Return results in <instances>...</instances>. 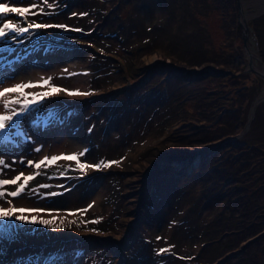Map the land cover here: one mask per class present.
Segmentation results:
<instances>
[{
	"label": "rangeland",
	"instance_id": "374dc122",
	"mask_svg": "<svg viewBox=\"0 0 264 264\" xmlns=\"http://www.w3.org/2000/svg\"><path fill=\"white\" fill-rule=\"evenodd\" d=\"M157 1L50 0L53 15L28 17L29 22L64 24L82 31L48 28L35 36L20 37L23 43L15 47L21 59L10 56L11 66L0 67V79L7 81L0 87L23 82L15 80L18 69L29 72L43 62L46 66L41 74H51L53 83L74 90L80 85L76 78L85 76L86 92L92 94L73 104L54 97L42 101L40 110L22 124L27 137L7 143L16 145V150H4L5 143L0 142V158L10 165L0 172V178H11L21 171L26 175L40 173L29 182L25 194L8 199L16 207L61 209L51 215L65 217L61 230L24 225L13 218L12 223L20 227L12 230L11 236L2 229L9 222L0 221V264H42L50 254L59 258L58 264H216L225 257L211 260L213 253L202 252L207 231H214L208 222L226 208L223 200L207 206V195L202 190L208 188L210 180L206 181L203 166L218 152L223 151L224 158L231 154L236 142L243 138L259 145L256 148L262 151V157L257 155L264 160V80L248 64L242 35L231 41L224 34L222 16L211 7L212 0H207L204 14L194 12L199 18L197 24L190 21L196 3H187L186 7L184 1ZM30 2L11 0L16 6H28ZM240 2L249 26L245 43L252 51L251 64L260 67L257 36L249 24L264 13L255 14V0ZM196 5L198 9L202 7ZM235 5L236 23L242 32L236 2ZM13 22L22 24L17 19ZM199 28L209 35V49L227 50V43L233 44L234 56L221 68L242 79L230 80L228 74L220 77L216 69L199 71L202 64L188 62L182 40L185 32ZM203 31L200 35L204 37ZM179 64L204 74L180 71L176 67ZM194 85L195 90L191 88ZM42 91L46 90L35 92ZM198 95L208 102L215 101L211 107L214 115H223V108L229 107L239 111L234 133L200 140L202 131L194 129L178 108V104ZM64 135L78 136L85 145L81 150L69 149L71 142L64 140L62 147L66 149H52ZM221 142L225 145L205 154L206 149ZM85 148L88 152L80 160L88 164L124 159L102 170L88 168L87 175L81 174L76 161L66 159L45 162L38 170L27 164L28 160L38 162L45 156L51 158L74 150L78 153ZM190 153L197 154V158L180 161ZM199 154L205 155L199 158ZM180 163L190 170L178 172ZM18 183H23V178ZM17 186L6 187L11 191ZM51 192L57 195H48ZM0 204L8 206L3 198ZM76 209L87 211H64ZM26 215L50 218L47 213ZM254 236H247L242 244ZM243 245L229 252H237ZM161 248L168 251L160 253Z\"/></svg>",
	"mask_w": 264,
	"mask_h": 264
},
{
	"label": "trees",
	"instance_id": "16d2710c",
	"mask_svg": "<svg viewBox=\"0 0 264 264\" xmlns=\"http://www.w3.org/2000/svg\"><path fill=\"white\" fill-rule=\"evenodd\" d=\"M183 1L186 7L187 3L193 2L194 4L199 3L202 6L198 9L195 4L190 13V21H196L197 24L199 18L194 12L200 10L198 14H204L208 9V1L179 0V2ZM234 1L212 0L211 2L213 4L211 7L213 9L216 8L219 11L218 13L221 14L223 19L222 24L225 28L224 34L231 41L232 39H236L238 35H242L240 33V26L236 23V5ZM156 2L158 3L157 0ZM251 22L252 24L249 25L257 36V43L259 45L258 53H260V57L264 63V14L257 16ZM200 28L198 31L195 29L187 32V34L185 32V37L182 40V45L186 46L184 48L185 53L190 58L188 62L191 65L196 63L202 64L199 71L209 68L219 71L220 77H222L221 75H227V71L223 70L221 65L225 64L228 59H232L236 48L233 47V44L227 43V47L230 50L219 49L216 52L214 49H209V44H211L209 35L207 31L204 33ZM202 31L205 38L200 35ZM38 32L41 33L42 29L38 30ZM186 64H179L177 68L180 71H186L188 68L183 67ZM217 65L218 67L215 68ZM228 75L230 76V80L238 81L241 78V75L238 74L231 73ZM196 86H191V88L195 90ZM109 92H112V90ZM202 97L198 95L193 100L188 99L187 102L184 101L181 105L178 104L181 114L183 116L185 115L184 119L188 122L190 121L194 129L202 131L203 134L200 140L210 141V139L213 140L234 133V127L238 122L237 116H239V111L237 112V109L229 107L223 108V110H226L223 115H214V110L211 107L214 106L215 101L210 102L209 100L208 102V100ZM185 103L191 104L192 107H187ZM233 103L235 104V102ZM191 119H193V122ZM255 145L254 140L249 141L243 138L242 141L236 142V147L225 158L222 151L221 153L218 152L214 158H211L208 165L203 166L201 163V166L205 168L204 170L207 173L204 176L206 181L210 180L208 182V188L206 187L202 190L207 195V200L205 201L207 206L209 205L211 207L214 203L216 205L223 200L227 208H224L223 212L221 210L217 211V215L208 222L209 228L212 227L214 231H207L208 235L204 239L205 247H203L202 251L204 255L213 253L214 255L211 260L216 258V256H226L227 252L243 245L242 241L247 236H259L252 244H248L236 258L227 260L222 264H264V160L257 155L259 154L261 156L262 151L256 148L259 145Z\"/></svg>",
	"mask_w": 264,
	"mask_h": 264
},
{
	"label": "snow or ice",
	"instance_id": "6c2138e0",
	"mask_svg": "<svg viewBox=\"0 0 264 264\" xmlns=\"http://www.w3.org/2000/svg\"><path fill=\"white\" fill-rule=\"evenodd\" d=\"M23 3V0H20ZM54 6L50 3V0H31L28 6H16L12 4L11 0H0V67L5 65L11 66L13 63L9 57L15 55L17 60L21 59L15 45L22 44L23 41L19 39L25 34L30 37L35 36L36 32L40 29L48 28H60L72 31H82V29L74 28L69 29L68 25L64 24H47L41 23L37 20L29 22V16H43V15H53ZM73 16L78 15L77 13H72ZM81 16H86L88 13H80ZM17 19L22 21L21 23H14L13 20ZM67 71V69H65ZM53 77L48 76L47 78H41L38 81H27L16 83L12 86L0 87V98H4L6 94L19 93L18 96H14L11 99H2L0 107L4 111H0V142L7 144L8 142H15V138L27 137V133L22 130V124L24 121L31 120L32 113L39 111L42 106V101L51 98L53 96L59 95L64 92L68 96H88L92 93L82 92L79 89L70 90L66 87H61L52 83ZM3 79H0V84H3ZM47 86L49 90L42 92H26L25 89L31 87H43ZM30 97V98H29ZM91 131V129H89ZM36 151H40L39 148ZM88 149L85 148L81 152H74L71 154H65L62 156L54 155L51 158L48 156L43 157V159L38 162L28 160L27 164L29 166L35 167V169H40L41 165L45 162L52 164L60 159H66L69 161H76L78 168L82 175H87L86 169L91 168L92 170H102V168L110 167L112 164H119L121 161H104L101 160L94 164H88L87 162H81L80 157L85 156ZM10 167L5 159L0 158V172L4 168ZM35 174L26 175L25 172L21 171L11 178H0V198H3L4 202L8 205L7 207L0 204V221H8L5 226H3V231L9 236L12 235V230L18 229L20 226L12 223L13 218L17 221H21L24 225H44L45 227L52 228L53 230H61L64 227L65 217H60L59 215H51L53 212L57 214L62 211L61 209H52L45 207H16L12 199L8 197L16 198L20 197L26 193L28 190L29 182L35 179ZM23 178V183H18ZM18 185L15 190H7L6 186ZM41 187H48L47 185H42ZM35 191V190H33ZM50 196H55L57 193H48ZM94 203V202H93ZM89 205L88 207H91ZM68 214H75V212L87 211V209H76V210H64ZM19 213V214H17ZM26 213H47L50 218H44L40 215H26ZM58 221V222H57ZM98 222V221H97ZM95 231V229H92ZM161 239V237H157ZM168 249L161 248L160 253L167 252ZM3 253V246L0 245V254ZM59 258L53 255H49L47 260L42 261V264H58ZM62 264V262H60Z\"/></svg>",
	"mask_w": 264,
	"mask_h": 264
},
{
	"label": "bare ground",
	"instance_id": "6f19581e",
	"mask_svg": "<svg viewBox=\"0 0 264 264\" xmlns=\"http://www.w3.org/2000/svg\"><path fill=\"white\" fill-rule=\"evenodd\" d=\"M31 62V61H30ZM29 63V62H28ZM34 63V62H33ZM18 64H21V63H18ZM72 64V63H71ZM23 65H25V64H23ZM32 65V64H31ZM73 65V64H72ZM22 66V65H21ZM34 66V65H33ZM45 66H46V64H44L43 62H39V65H36L35 67H32V69H31V71H25V69L24 68H19L18 69V71H17V73H16V78H15V80L17 81V80H23V82H27V81H33V82H35V81H38V80H40L41 78H47L48 76H51V74L49 75V73H48V75H46V73H45V75H43V74H41L42 72H44L43 70H44V68H45ZM26 67V66H25ZM30 67V68H31ZM15 68H17V67H15ZM54 68H55V66H54ZM29 69V68H28ZM48 69V68H47ZM53 69V68H52ZM54 71H55V69H53ZM50 71V70H49ZM51 73V72H50ZM63 73V72H62ZM55 75V74H54ZM80 76V75H79ZM55 77H56V75H55ZM57 79H58V77H57ZM61 80H62V78H61ZM65 80V79H64ZM74 80V79H73ZM78 80V81H77ZM58 81H60V80H58ZM76 83H78V84H80L79 86H77V85H75V86H77V89H80V91H82V92H86L87 91V87H85V86H87L88 85V78L87 77H85V76H80V77H77L76 78ZM4 82H7V81H4ZM3 82V83H4ZM57 82V81H56ZM17 83H18V81H17ZM52 83H53V81H52ZM60 83V82H59ZM62 83V82H61ZM60 83V84H61ZM59 84V85H60ZM66 84H68V83H66ZM57 85V84H56ZM61 86V85H60ZM70 87V86H69ZM74 87V86H73ZM41 88L42 89H44V90H49L48 89V87L47 86H43V87H31V88H28V89H25L24 91H26V92H30V91H32V92H35V91H39V90H41ZM69 89V88H68ZM71 89V88H70ZM74 89V88H73ZM18 93H12V94H6V96L4 97V98H0V103H2V99H10V98H12V96H15V95H17ZM54 98H57V99H59V100H63V102H68V103H72L73 104V102L75 103V102H81V101H83V99H85V96H68V95H66L64 92H61L59 95H56V96H53ZM88 97V96H87ZM0 109L2 110V111H4V109L2 108V107H0ZM79 138H78V136H71V135H64V136H62L61 137V140H59V141H61V142H54V146H53V148L52 149H58V150H62V149H64L63 147H62V145H63V143L62 142H64V140L65 141H70L71 142V147H69V149H79V150H81V148L85 145L84 144V141H81V140H78ZM76 140H78V141H76ZM58 141V140H57ZM84 144V145H83ZM47 146V145H46ZM45 149H47V147H45ZM66 149V148H65ZM71 152V151H70ZM70 152H67V151H65L64 153L65 154H71ZM73 152H76V150H74ZM64 153H62V154H57V156H62V155H65ZM40 156V155H39ZM195 156H196V158H197V154H195ZM192 158V157H191ZM190 158V159H191ZM42 159V158H41ZM195 159V158H194ZM62 160H65V159H62ZM94 206V205H93ZM92 207V206H91ZM77 238H79V237H77ZM80 238H82V237H80Z\"/></svg>",
	"mask_w": 264,
	"mask_h": 264
},
{
	"label": "water",
	"instance_id": "95a60500",
	"mask_svg": "<svg viewBox=\"0 0 264 264\" xmlns=\"http://www.w3.org/2000/svg\"><path fill=\"white\" fill-rule=\"evenodd\" d=\"M255 1H256L257 6H258L257 11H255V14H257V13H259V14L264 13V0H255ZM235 2H236L237 7H238V11L237 12H238L239 16H241V21H239V23H240L241 29H242V32H241L242 33V38H243L242 44H243V47L247 50V52H248L247 54H249V58H248L249 59V63L248 64H250L251 65V68L256 72V74L261 75L262 78H263V80H264V63H263V61L261 60L260 67H257L254 64H251V56H252L251 52L252 51L250 50V47H247V45L245 43L247 41L249 26H248L247 22H245L246 21V18L244 17L243 12H241V3L242 2H240V0H235ZM259 57H260V55H259ZM188 72L189 73L196 72V74H197L198 71L196 69L195 70L189 69ZM198 74H204V72H198ZM98 97H99V95L96 96V97L93 96V98L90 99V102H92L94 99H97ZM222 145H225V144H223V142H221V143L217 144L216 146H211L209 149H206L205 154L208 153V152H210L211 150L215 151V149L220 148ZM205 154H201V155L199 154V158L201 156H204ZM191 157L192 158L195 157V154L194 153L193 154L190 153L188 156L183 157V158H180V161L181 162L183 160L189 161ZM199 158L196 159V162L199 160ZM192 165H194V164H192ZM179 168H180V171H178V172L183 173V174L187 173L188 170H190L188 167H184L182 165V163H180ZM257 237H259V236L257 235V236H254V237L250 238L249 240H247L246 241L247 243H245L239 251L226 253V256L223 257L221 260H219L216 264L224 263L227 260H230V259L236 257L237 254H240V252L243 251L247 247L248 244H251L253 241H255L257 239Z\"/></svg>",
	"mask_w": 264,
	"mask_h": 264
},
{
	"label": "flooded vegetation",
	"instance_id": "af4514ba",
	"mask_svg": "<svg viewBox=\"0 0 264 264\" xmlns=\"http://www.w3.org/2000/svg\"><path fill=\"white\" fill-rule=\"evenodd\" d=\"M3 148H4V150L10 151L12 149H15L16 150L17 149V146L16 145H13V144H12V146L5 144V146Z\"/></svg>",
	"mask_w": 264,
	"mask_h": 264
}]
</instances>
